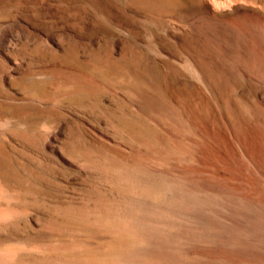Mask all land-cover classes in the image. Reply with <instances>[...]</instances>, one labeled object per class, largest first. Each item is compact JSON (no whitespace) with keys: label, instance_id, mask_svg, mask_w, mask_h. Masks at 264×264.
Returning <instances> with one entry per match:
<instances>
[{"label":"bare ground","instance_id":"bare-ground-1","mask_svg":"<svg viewBox=\"0 0 264 264\" xmlns=\"http://www.w3.org/2000/svg\"><path fill=\"white\" fill-rule=\"evenodd\" d=\"M256 8L211 0L159 18L202 39L168 30L186 55L169 65L182 86L98 63L52 79L44 100L53 106L115 98L111 132L99 145L72 142L71 160L91 175L77 201H43L41 189L0 174V264H264V10ZM33 123L34 132L53 130ZM28 201L45 215L32 235L13 236L32 214Z\"/></svg>","mask_w":264,"mask_h":264},{"label":"rangeland","instance_id":"rangeland-1","mask_svg":"<svg viewBox=\"0 0 264 264\" xmlns=\"http://www.w3.org/2000/svg\"><path fill=\"white\" fill-rule=\"evenodd\" d=\"M209 1L0 0V121H12L0 125V174L11 177V184L41 189L43 201L79 200L91 175L71 160L72 142L101 144L111 132L116 100L103 95L96 104L74 97L53 106L44 100L49 82L62 73L89 72L98 63L114 72L118 67V73L133 65L167 85H184L169 67L186 55L159 18L194 13ZM238 4L264 10V0ZM169 31L202 40L176 27ZM33 121H49L53 130L34 132ZM27 204L32 214L14 225L13 236L32 235V224L45 215L39 204Z\"/></svg>","mask_w":264,"mask_h":264}]
</instances>
